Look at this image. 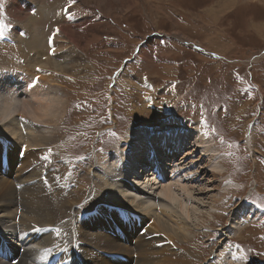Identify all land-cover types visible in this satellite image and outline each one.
<instances>
[{
    "label": "rangeland",
    "instance_id": "374dc122",
    "mask_svg": "<svg viewBox=\"0 0 264 264\" xmlns=\"http://www.w3.org/2000/svg\"><path fill=\"white\" fill-rule=\"evenodd\" d=\"M38 5L48 11L38 28L44 39L49 34L47 48H21V24L37 17ZM47 57L67 61L50 81L70 90L62 93L69 101L51 145L65 155L50 159L58 181L92 191L108 178L114 151L135 145L126 144L130 132L202 127L225 168L212 173L198 147L179 160L190 158L200 198L215 207L182 249L194 253L195 264H222L231 251L239 264H264V0H0V69ZM83 194L72 200L93 214ZM241 206L249 212L243 230L229 236Z\"/></svg>",
    "mask_w": 264,
    "mask_h": 264
},
{
    "label": "bare ground",
    "instance_id": "6f19581e",
    "mask_svg": "<svg viewBox=\"0 0 264 264\" xmlns=\"http://www.w3.org/2000/svg\"><path fill=\"white\" fill-rule=\"evenodd\" d=\"M44 8L38 5L37 17L21 24L24 35L16 38L21 48L44 44L47 48L49 34L44 39L38 33L39 23L48 18ZM65 62L47 57L33 67L31 60H20V69H0V252L5 255L0 264H195L194 253L182 245L204 213L211 216L215 207L200 198L199 175L193 164H186L190 158L179 160L187 148L192 156L200 149L211 160L212 173L222 174L223 158L207 132L202 127L196 132L170 128L130 132L126 144L136 140L131 150L119 147L105 163L111 181L97 182L92 191L83 186L73 189L69 178L57 180L59 173L50 163L55 156H65L51 145L61 134L56 127L69 101L62 96L68 87L50 81L65 72ZM40 69L52 73L41 75ZM108 183L110 188L104 185ZM77 190L79 198L90 195L93 214H82L79 198L72 200ZM243 206L232 215L229 236L240 232L247 219ZM228 239L231 244L233 239ZM234 252L222 264H239Z\"/></svg>",
    "mask_w": 264,
    "mask_h": 264
}]
</instances>
